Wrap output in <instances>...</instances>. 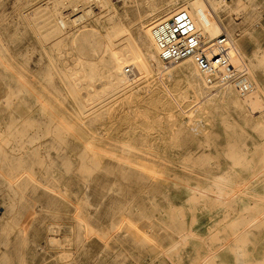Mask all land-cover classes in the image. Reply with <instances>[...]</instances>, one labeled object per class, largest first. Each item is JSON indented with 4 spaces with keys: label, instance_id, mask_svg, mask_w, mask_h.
I'll list each match as a JSON object with an SVG mask.
<instances>
[{
    "label": "rangeland",
    "instance_id": "374dc122",
    "mask_svg": "<svg viewBox=\"0 0 264 264\" xmlns=\"http://www.w3.org/2000/svg\"><path fill=\"white\" fill-rule=\"evenodd\" d=\"M144 1L0 0V264H264V0L207 3L256 86L243 110L187 61L110 47L112 16L136 40L189 0ZM112 51L137 79L109 84Z\"/></svg>",
    "mask_w": 264,
    "mask_h": 264
},
{
    "label": "bare ground",
    "instance_id": "6f19581e",
    "mask_svg": "<svg viewBox=\"0 0 264 264\" xmlns=\"http://www.w3.org/2000/svg\"><path fill=\"white\" fill-rule=\"evenodd\" d=\"M234 1H235V5H229V4L225 5V4L221 3L218 0H204V2L198 1V0H189V1L184 2V3L165 2V3H163L159 7L161 9L157 12V14H159V17H158L157 20L169 19L174 12H176L178 10H181V9H185V10H188L190 12V14L192 15V17L194 19V22H195V24H196V26L198 28L203 29V31L205 32V34H208L207 36H209V37H212V36L216 37V36L220 35L219 33L221 31H225V29L223 30V27L221 26V24L219 23L218 20L217 21H213V20L210 19V16L207 13V3L209 4V6L210 5L213 6L214 10H216V12L219 15L222 12L225 13V12L231 11V9H234L235 6H237L239 4V1L240 0H234ZM153 6H156V5L155 4H152L150 6V8H151L152 11L155 10V7H153ZM89 12H90V10L87 11V13H89ZM53 15H54L53 13L50 14V15L47 14V17L48 18H51ZM156 16H154V17H156ZM215 16H217V15H215ZM83 18H84V15L83 14H80L77 17L73 18V21L74 22H78V21H81ZM119 18H120V16L117 15V16H112L111 19H110L111 22H110V25H109V28H108L109 29V35H108L109 40L108 41H109L110 47L116 45L115 39L113 38V37H116V36H119V38L120 39L122 38L121 40H124V41H127V40L136 41L138 43V46L139 47L145 46L146 55L148 57L147 59L155 60L158 63V65L161 67V61L162 60L158 56L159 55L158 54V48L155 45V42H154V39H153L151 30H150L151 28H149L148 25H145V27L142 26V28L140 29V32L138 33V36H137L136 40L132 38L131 34H127L128 37L126 36V37L123 38V36L121 35V32L123 31L124 28H123V23L119 20ZM214 19H216V18H214ZM49 22H51V21H49ZM54 23H56V22H54ZM54 23H52V24H54ZM61 23L63 25H65V22L64 21H61ZM144 23L145 22L141 23V25H143ZM77 38H78V36L76 37V39ZM76 39H74V40H76ZM59 42H61V40H59ZM140 52H141V48H140ZM110 53L111 54H110L109 58L105 59V66H106V69H107V74L106 75H107V78L109 80V84L111 86L120 87L121 84L125 83L126 81H130V80L132 81L134 78H136L140 74V73H138V71H136L133 74L134 75L133 78L131 76H128L125 73L126 72L125 71V68H123V63L125 61H128V59L121 60V59H119V57L117 56V54H115L116 52H113L112 51ZM137 58L138 57H133L134 60L136 59L135 61H138ZM139 58L142 59L144 57H142V58L139 57ZM142 60H140V61H142ZM181 61H187V63L184 64L183 67H181V70H183L188 75L189 80H190V84L193 86V89L196 92V94L200 93V96L202 94H204L206 100H213L215 97H219L223 101H231L238 108H240L241 110H243L244 107H245V103L243 102L242 99H247L246 102L249 103V104L251 103V105H252V102L254 100H251V99H253L255 96H253V98H252L251 95L255 93L256 86L250 92H247V93L243 94L240 91L236 90V88L233 85L231 86V84H229V83L228 84L227 83H223V79H224V76L226 74L227 68H225V67H219L216 70H214L213 72H205V71L201 70L197 64L195 66V64L193 63V58L192 57H187V58H185V59H183ZM139 63H137V64H139ZM145 63H146V59H145ZM132 64L135 65L134 63L131 62V65ZM172 64H174V63H172ZM144 65H142V67ZM147 65L149 66V62H147ZM166 66H168V65H166ZM236 66H239V65H236ZM241 68H242V66H241ZM162 69H163V67H162ZM136 70H137V68H136ZM132 71H135V70L133 69ZM137 73H138V75H137ZM202 83L207 84V85L209 84L210 87H212V88H213V86L216 87L217 85H218L217 87H224V86H226V87H225V89L220 90V91H217V92H211V91L208 92L209 88H207L206 90L199 89V87L203 85ZM210 90H212V89L210 88ZM255 102H256V99H255ZM247 108H249V107H247ZM243 224H245V225L247 224L246 225L247 227L248 226L249 227H254V226H257L259 224V222H258V220H254V219H250L249 218V219H244L243 220ZM239 252L240 251L237 250L236 253L238 255H241L242 253L239 254Z\"/></svg>",
    "mask_w": 264,
    "mask_h": 264
},
{
    "label": "built area",
    "instance_id": "2783aa9c",
    "mask_svg": "<svg viewBox=\"0 0 264 264\" xmlns=\"http://www.w3.org/2000/svg\"><path fill=\"white\" fill-rule=\"evenodd\" d=\"M207 13L211 20L216 21L208 7ZM151 33L159 57L164 63H176L192 57L205 72H213L219 67L227 68L223 83L233 85L241 93L254 89L246 67H235L232 64V52H235V48L228 35L221 33L213 38L207 37L196 26L188 10H178L169 19L156 21L151 27ZM126 72H131L130 67L126 68Z\"/></svg>",
    "mask_w": 264,
    "mask_h": 264
}]
</instances>
